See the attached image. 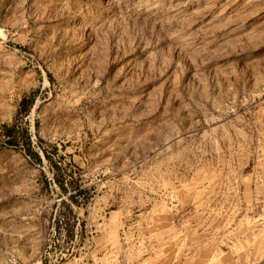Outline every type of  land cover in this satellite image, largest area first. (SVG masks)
I'll list each match as a JSON object with an SVG mask.
<instances>
[{
	"label": "rangeland",
	"instance_id": "374dc122",
	"mask_svg": "<svg viewBox=\"0 0 264 264\" xmlns=\"http://www.w3.org/2000/svg\"><path fill=\"white\" fill-rule=\"evenodd\" d=\"M10 261L264 264V0H0Z\"/></svg>",
	"mask_w": 264,
	"mask_h": 264
},
{
	"label": "built area",
	"instance_id": "2783aa9c",
	"mask_svg": "<svg viewBox=\"0 0 264 264\" xmlns=\"http://www.w3.org/2000/svg\"><path fill=\"white\" fill-rule=\"evenodd\" d=\"M6 264H17L15 261H10L9 263L7 262Z\"/></svg>",
	"mask_w": 264,
	"mask_h": 264
},
{
	"label": "trees",
	"instance_id": "16d2710c",
	"mask_svg": "<svg viewBox=\"0 0 264 264\" xmlns=\"http://www.w3.org/2000/svg\"><path fill=\"white\" fill-rule=\"evenodd\" d=\"M9 142H10L11 144H14V143H13V142H14L13 140H9Z\"/></svg>",
	"mask_w": 264,
	"mask_h": 264
}]
</instances>
